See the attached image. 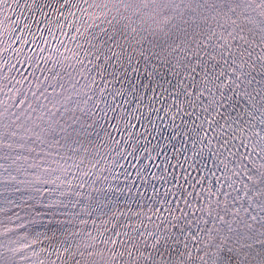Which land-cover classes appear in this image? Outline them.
Instances as JSON below:
<instances>
[{
    "label": "snow or ice",
    "instance_id": "1",
    "mask_svg": "<svg viewBox=\"0 0 264 264\" xmlns=\"http://www.w3.org/2000/svg\"><path fill=\"white\" fill-rule=\"evenodd\" d=\"M0 264H264V0H0Z\"/></svg>",
    "mask_w": 264,
    "mask_h": 264
}]
</instances>
